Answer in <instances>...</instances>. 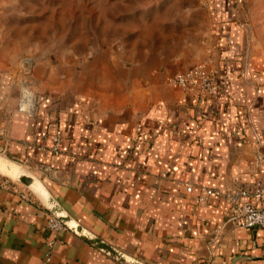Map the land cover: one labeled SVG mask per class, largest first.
Instances as JSON below:
<instances>
[{"label":"crops","instance_id":"crops-1","mask_svg":"<svg viewBox=\"0 0 264 264\" xmlns=\"http://www.w3.org/2000/svg\"><path fill=\"white\" fill-rule=\"evenodd\" d=\"M178 5L167 25L69 45L62 61L59 50L34 62L4 50L0 155L13 163L0 166L26 167L85 228L146 264H264L260 228L234 223L223 195L198 201L202 187L264 177L253 163L264 156V11L252 0ZM209 57L210 99L169 81ZM32 195L0 185V264H122L70 230L47 261L50 213Z\"/></svg>","mask_w":264,"mask_h":264},{"label":"rangeland","instance_id":"rangeland-1","mask_svg":"<svg viewBox=\"0 0 264 264\" xmlns=\"http://www.w3.org/2000/svg\"><path fill=\"white\" fill-rule=\"evenodd\" d=\"M258 17L264 0H252ZM179 0H0V55L27 53L28 62L67 46L114 41L124 37L132 41L139 31L167 25L179 12ZM264 13V12H263ZM163 25V26H164ZM110 43V42H109ZM54 48V50H52ZM7 54V53H4ZM53 55V53H52ZM3 158V155H0ZM8 162L10 159L3 158ZM0 179L18 182L12 172L0 166ZM20 183V182H19Z\"/></svg>","mask_w":264,"mask_h":264},{"label":"built area","instance_id":"built-area-1","mask_svg":"<svg viewBox=\"0 0 264 264\" xmlns=\"http://www.w3.org/2000/svg\"><path fill=\"white\" fill-rule=\"evenodd\" d=\"M169 81L180 87L193 99L206 100L210 99L216 91L217 72L213 67L212 59L209 57L194 66L175 72ZM21 107L27 108L26 104H22ZM54 140V149L57 150L59 138L55 137ZM253 163L255 165L264 164V156L258 154ZM0 185L19 193L25 200L33 199L32 193L19 182H9L8 180L0 179ZM187 190H193L192 184L187 183ZM213 194L223 195L231 203V219L234 223L246 228L257 227L264 232V177L257 180L250 188H235L225 193L219 189L202 187L198 196L199 203L205 202L207 197ZM254 200H257V202ZM47 226L54 235L46 254V260L50 261L55 239L68 228L51 213L49 214Z\"/></svg>","mask_w":264,"mask_h":264},{"label":"water","instance_id":"water-1","mask_svg":"<svg viewBox=\"0 0 264 264\" xmlns=\"http://www.w3.org/2000/svg\"><path fill=\"white\" fill-rule=\"evenodd\" d=\"M16 165L17 166H15L16 169H14V171L10 170L12 168L10 166L4 170L12 172L15 176V179L21 184H23L38 199H40L44 203L45 207L48 209L49 213L59 219L68 228V230L81 236L87 242H89L90 244H92L93 246L108 254L109 256L116 259L122 264H146L136 258L127 255L113 244L109 243L108 241L104 240L100 236L92 233L87 228H85L73 216H71V214H69L63 208V206H61L57 202V200L52 196V194L45 186V184L41 181V179H39L26 167L18 164Z\"/></svg>","mask_w":264,"mask_h":264},{"label":"bare ground","instance_id":"bare-ground-1","mask_svg":"<svg viewBox=\"0 0 264 264\" xmlns=\"http://www.w3.org/2000/svg\"><path fill=\"white\" fill-rule=\"evenodd\" d=\"M3 161H4V160H3ZM4 163H7V162H4ZM4 163H3V164H4ZM9 166L12 167V168L10 169L11 171H14V169H16V167H15L14 165H5V166H4V165H1V167H3V169H6V168L9 167ZM40 187H41V184H40ZM40 189H41V188H40ZM38 190H39V189H38Z\"/></svg>","mask_w":264,"mask_h":264}]
</instances>
